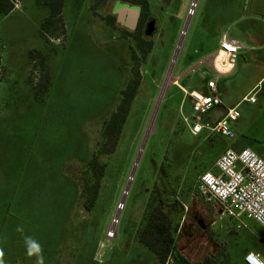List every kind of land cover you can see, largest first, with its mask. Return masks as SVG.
<instances>
[{
    "label": "rangeland",
    "instance_id": "374dc122",
    "mask_svg": "<svg viewBox=\"0 0 264 264\" xmlns=\"http://www.w3.org/2000/svg\"><path fill=\"white\" fill-rule=\"evenodd\" d=\"M64 1L63 25L58 34L47 37L40 28L49 10L38 0H13L15 8L6 15L0 13V264H40L41 258L42 264H159L138 240L140 220L149 192L156 183H163L157 168L171 156L175 132L200 139L207 135H192L181 125L167 94H175L173 105L178 110L182 93L177 74L186 69L188 54L198 43L193 28L210 0H196L195 7V0H149L156 28L152 36L143 34L153 42L146 56L139 52L132 32L116 20L109 23L115 1ZM37 50L41 56L35 57L32 52ZM134 50L139 56L135 62ZM236 65L235 73L223 82L228 100L245 91L257 74L243 59H237ZM137 68L141 84L117 148L101 157L107 167L98 182L93 210L84 209V199L65 217H60L64 209L56 205L42 216L41 207L27 200L29 204L15 219L6 194L21 169H27L25 162L30 158L51 161L53 152L63 147L66 155L73 141L86 142L90 159L101 141L105 119L120 100L121 88ZM200 69L185 80L194 83ZM242 110L245 118L249 116L245 106ZM256 127V122L248 127L249 135L261 141L253 147L264 151V130L256 131ZM221 152L205 163L196 154L193 166L198 167L191 180L186 179L187 164L179 166L178 185L183 193L179 198L185 211L176 234L177 249L192 262L212 256L218 264H246L244 250L250 248L264 261V228L251 219L240 223L223 215L217 202L197 192L200 174L213 166ZM76 155L68 158L63 171L82 185L87 163ZM30 248H34L31 255ZM173 263L171 255L167 264Z\"/></svg>",
    "mask_w": 264,
    "mask_h": 264
},
{
    "label": "trees",
    "instance_id": "16d2710c",
    "mask_svg": "<svg viewBox=\"0 0 264 264\" xmlns=\"http://www.w3.org/2000/svg\"><path fill=\"white\" fill-rule=\"evenodd\" d=\"M98 1L99 3L101 2V0ZM38 2L49 10L48 15L41 24L40 30L42 36L47 37L58 34V30L64 22L62 13L65 1L38 0ZM133 2H141L144 7L140 25L132 34L136 39L139 52L143 56H146L153 48V42L143 37V25L149 14V4L148 0H134ZM14 8L15 4L11 0H0L1 14L6 15ZM109 20V23L115 21L113 16H110ZM34 53L32 52V55H36L35 57L41 56V52L38 50L34 51ZM138 58L139 56L134 50L132 59L135 62ZM133 71L134 77L121 88L120 100L116 108L103 123L101 141L98 143L97 149L90 159L87 160L88 153L86 150L88 146L86 142L82 144V142L73 141L71 151L68 148L69 153L66 155H64L65 147H63L53 152L52 158H50L51 161L48 159L44 161L43 159L34 163L32 161L25 162L26 164L28 163L27 169L25 171H22L24 168L21 169L19 177L15 178L14 184L6 194V202L9 209L11 208L16 213L15 219H19L22 209L29 204L27 200L30 203L35 202L38 208L41 207L39 211L42 216L46 214V211L50 207L56 205L57 207H61V210L64 209V215H59L60 217H65L71 211L70 208L74 204L84 199H86L84 209L88 211L93 210L95 202L98 203L96 200L99 193L98 182L101 177L105 176L107 167L106 164L101 163V157L113 153L117 148L132 103L137 96L141 84L138 68L133 69ZM50 85L53 86V83ZM50 85L46 90L51 87ZM205 136L204 139L190 138L184 136L182 133L175 132L168 152V154L171 153V156H167V159L157 168L158 175H160L163 183L161 185L156 183L152 191L149 192V196L145 202L144 213L140 220L138 240L156 256L159 264H167L171 255H174L175 259V263L173 264H218L212 256H206L202 260L192 262L177 249L176 245V234L179 231L182 219L181 212L185 211L183 202L179 198L180 195H183L178 185L182 177V170L179 166L187 164L186 179L191 180L193 173H195L198 167L193 166L197 160L196 154L199 155L198 160L202 159L200 162L205 163L207 160H215V156L227 147L236 148L235 144H225L224 138L219 135L212 134ZM66 145H69L68 142ZM78 147L81 149H78ZM195 147L198 148V152ZM75 154H77V157H80L82 162L87 163L82 185L77 184L74 178L63 171L68 158ZM56 158H59V160H54ZM43 162H47V164L43 165ZM38 164L41 165L39 172H28L31 165L36 166ZM200 166L202 167L203 164ZM191 169L193 170L190 172ZM163 174H166L165 178L162 177ZM33 215L35 216V213ZM24 216L25 212L23 211ZM249 252L250 248H246L244 255L246 256ZM245 256L243 259L246 263ZM226 258L230 260L228 255H226Z\"/></svg>",
    "mask_w": 264,
    "mask_h": 264
},
{
    "label": "crops",
    "instance_id": "0c3cea01",
    "mask_svg": "<svg viewBox=\"0 0 264 264\" xmlns=\"http://www.w3.org/2000/svg\"><path fill=\"white\" fill-rule=\"evenodd\" d=\"M207 3L208 6L205 8V13L198 16L193 28V36L198 43L193 47V51L188 54L189 58L185 62L187 64L186 69L184 68L177 74V87L182 93L178 110L173 105L175 94L168 92L167 95L172 100V108L177 111L181 125L186 126L190 131L183 117H192V103L182 88L197 89L208 93L210 91L208 82L211 80L216 81L223 103L206 114L204 120L215 122L224 116L227 108L238 106L241 115L232 124L236 137L234 139L221 137L224 138L225 144H235L237 149L249 147L264 158V151L253 147L254 142L261 141L251 138L249 135L251 129H248L250 125L256 122L257 127L255 130H264V126L259 128L258 125L261 121L264 123V0H210ZM224 35L238 41L241 47L234 66L220 70L217 58L221 54L220 44ZM223 58L225 59L224 66H226L228 64L226 62L227 58L225 56ZM237 59H243L248 67L257 69V74L245 91L234 99L228 100L224 97L225 87L223 82L235 73ZM197 68L201 69L194 77V83L191 84L189 83L190 80H185V78L188 77L190 72H195ZM255 89L257 90V101L255 103L244 101V97ZM243 106L249 112V116L246 118L242 110ZM43 115H40V119L43 118ZM248 121L251 123L246 125ZM242 129L243 131H241ZM54 160H59V158ZM29 161L34 163L38 161V158H30ZM31 167L35 169L41 168L39 164L36 166L31 165ZM39 171L40 169L28 172Z\"/></svg>",
    "mask_w": 264,
    "mask_h": 264
},
{
    "label": "built area",
    "instance_id": "2783aa9c",
    "mask_svg": "<svg viewBox=\"0 0 264 264\" xmlns=\"http://www.w3.org/2000/svg\"><path fill=\"white\" fill-rule=\"evenodd\" d=\"M240 47L238 41L223 36L220 51L229 66H234ZM208 88V93L182 88L189 96L193 110L192 117L184 116V121L195 136L205 132L234 139L236 132L232 124L241 115L238 106L227 108L224 116L215 122L205 121L206 114L223 103L216 81H209ZM256 92V89L251 91L243 100L255 103ZM196 188L201 197L217 202L223 215L240 223L245 218L251 219L264 228V158L255 150L226 148L213 166L200 174ZM245 261L247 264H264L253 252L246 254Z\"/></svg>",
    "mask_w": 264,
    "mask_h": 264
},
{
    "label": "water",
    "instance_id": "95a60500",
    "mask_svg": "<svg viewBox=\"0 0 264 264\" xmlns=\"http://www.w3.org/2000/svg\"><path fill=\"white\" fill-rule=\"evenodd\" d=\"M195 5H196V0L193 3V7H195ZM116 11H117V13L119 15V18H120V21L122 23H124L126 26H128L130 28H135L136 23H137V20H138V17H139V14H140L139 7H137V6H131L129 4H117ZM153 24L154 23L149 24V28L147 29L145 35H147V36H152L153 35V33H154V26H153ZM184 33H185V31H184ZM182 38H183V36H182ZM182 38L180 39L178 48L176 50V54L174 56V60H173L172 65L170 67V71L174 67L175 59H176V57L178 55V52H179L180 47L182 46ZM164 90H165V88H163V90H162V92L160 94L159 101L161 100V95L163 94ZM133 176H134V171L132 172L131 177L129 178L128 184L126 186V189L124 191L123 198H122V203H124L125 198H126V195L128 194V191H129V188H130V185H131V181L133 180ZM117 218H118V215L116 216V219Z\"/></svg>",
    "mask_w": 264,
    "mask_h": 264
},
{
    "label": "flooded vegetation",
    "instance_id": "af4514ba",
    "mask_svg": "<svg viewBox=\"0 0 264 264\" xmlns=\"http://www.w3.org/2000/svg\"><path fill=\"white\" fill-rule=\"evenodd\" d=\"M105 1H108V0H105ZM113 1H115V4H114V6L112 7V10H113L112 15H113V16L115 15V20H116L115 23H117V24H119L120 26L126 28L127 31L135 32V31L138 29L139 25H140L141 17H142V15H143V8H144V7H143V3H141V2H133L134 0H133V1H131V0H113ZM101 2H104V0H101ZM117 4H129V5H131V6H137V7H139V9H140V14H139V17H138V20H137V23H136L135 28H130V27L126 26L124 23H122V22L120 21L119 15H118V13H117V11H116V6H117ZM148 4H149V0H148ZM114 11H115V12H114ZM126 20H127V19H126ZM151 23H154L153 26H154V31H155V28H156V21H155V18L151 17V12H150V7H149V14H148V16H147L146 21L144 22V25H143V32H144V34L146 33L147 29L149 28V24H151Z\"/></svg>",
    "mask_w": 264,
    "mask_h": 264
},
{
    "label": "bare ground",
    "instance_id": "6f19581e",
    "mask_svg": "<svg viewBox=\"0 0 264 264\" xmlns=\"http://www.w3.org/2000/svg\"><path fill=\"white\" fill-rule=\"evenodd\" d=\"M224 58H223V54H220L217 58V63H218V68L220 70H225V68H229L230 66L228 64H226V66H224Z\"/></svg>",
    "mask_w": 264,
    "mask_h": 264
},
{
    "label": "clouds",
    "instance_id": "9594fccd",
    "mask_svg": "<svg viewBox=\"0 0 264 264\" xmlns=\"http://www.w3.org/2000/svg\"><path fill=\"white\" fill-rule=\"evenodd\" d=\"M34 250V248H30L29 249V254L31 255L32 254V251ZM40 264H42V258H41V260H40Z\"/></svg>",
    "mask_w": 264,
    "mask_h": 264
}]
</instances>
